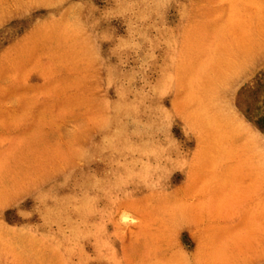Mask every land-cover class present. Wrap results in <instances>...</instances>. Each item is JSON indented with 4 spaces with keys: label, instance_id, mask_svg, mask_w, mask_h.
<instances>
[{
    "label": "rangeland",
    "instance_id": "1",
    "mask_svg": "<svg viewBox=\"0 0 264 264\" xmlns=\"http://www.w3.org/2000/svg\"><path fill=\"white\" fill-rule=\"evenodd\" d=\"M0 264H264V0H0Z\"/></svg>",
    "mask_w": 264,
    "mask_h": 264
}]
</instances>
